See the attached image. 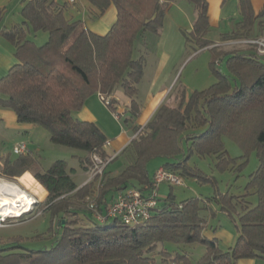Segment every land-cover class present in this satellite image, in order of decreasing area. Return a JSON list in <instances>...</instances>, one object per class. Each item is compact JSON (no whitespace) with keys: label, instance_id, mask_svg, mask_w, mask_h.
Instances as JSON below:
<instances>
[{"label":"trees","instance_id":"1","mask_svg":"<svg viewBox=\"0 0 264 264\" xmlns=\"http://www.w3.org/2000/svg\"><path fill=\"white\" fill-rule=\"evenodd\" d=\"M88 1L100 14L111 5L117 9V20L105 36L95 35L79 22L68 21L53 0L27 1L21 11L24 22L2 30L5 39L16 47L19 63L0 80V106L13 110L18 123L44 128L53 144L85 154L74 158L87 170L93 153L103 159L113 155L104 149L108 138L101 128L75 115L96 94L104 98L105 104L108 102L110 112L118 114L114 96L120 86L128 100L123 124L135 134L121 154L125 168L116 175L109 170L111 163L118 160L117 155L100 183L95 181L79 188L64 160L42 172L33 169L34 159L29 154L14 161L7 159L0 177L17 180L30 172L46 190V213L51 215L50 231L55 241L45 250L0 249V264L193 263L185 252H168L164 248L166 243L204 246L205 254L193 264L264 261V56L256 50L226 52L216 46L207 39L211 29L208 0H185L197 14L193 30L184 33L187 44L210 51V69L217 81L191 95L184 87L175 88L177 105L163 103L141 128L136 124L141 115L137 97L145 59L135 58V45L148 33L161 34L170 5L179 0ZM251 2L240 0L242 20L233 32L222 35L223 41L248 38L260 24L257 23L260 16L255 15ZM27 29L47 33L48 41L36 45L26 38ZM223 62L233 78L217 69V64ZM223 137L242 148L245 153L242 158L256 153L260 163L250 176L246 195L222 198V211L233 219L232 209L229 210L232 200L241 199L246 204L239 218L238 238L228 250H220L216 239L203 237L207 225L201 213L209 209L208 204L215 198H189L176 203L171 194L160 199L148 222L135 227L119 220L100 222L95 212L86 207L87 198H96L98 211L105 215L119 193L127 188L143 191L151 186L155 175H149L148 167L158 158L169 160L163 168L183 179L214 184L215 179L190 166L189 159L195 155L215 156L219 172L229 170L235 160L228 157ZM184 144L188 148L186 154ZM251 191L258 202L250 209ZM80 212L85 213L91 225H84Z\"/></svg>","mask_w":264,"mask_h":264},{"label":"rangeland","instance_id":"2","mask_svg":"<svg viewBox=\"0 0 264 264\" xmlns=\"http://www.w3.org/2000/svg\"><path fill=\"white\" fill-rule=\"evenodd\" d=\"M48 35V34H47ZM151 35V34H149ZM49 36V35H48ZM47 36V37H48ZM152 37V36H151ZM32 40V39H31ZM244 38L235 39L231 43L230 48H226L227 51H239L240 49L256 50L257 47L253 45H247L243 42ZM41 38L34 40L38 45H41ZM47 42V41H46ZM150 50L148 49V56L145 61V68L147 77L152 73L151 71L157 63L159 62V54L157 52V45H151ZM154 47V48H153ZM248 47V48H247ZM173 57L171 66L168 68L171 75V80L166 86L169 85L170 91L175 88L184 87L188 95L193 94L195 91H203L208 89L211 85L216 83V77L213 75L210 69L211 53L208 49L200 50L195 44H187L185 41L182 49L178 50L176 54L173 55L171 49H167ZM147 55V54H146ZM139 56V54H138ZM137 58V53L135 54ZM148 63V64H147ZM217 69L222 73L233 78L232 74L228 71L226 62L217 64ZM147 78L140 84V97L143 98L147 92ZM164 85V86H165ZM119 93L124 95L122 87L119 86ZM175 93L172 92L168 105L175 107L177 105ZM139 97V98H140ZM6 114L4 119V124L0 126V167L1 162H5L6 159H16L19 156L14 154V148L22 143L27 144L29 151H32V157L34 159V165L32 166L34 170L40 169L42 172L47 171L51 165H53L58 160H64L67 164H73V158L75 155H80L81 152L53 144L49 139V133L39 126H36V130L31 133H26L24 131H16L15 129L7 130L6 126L10 129L13 128V110L5 108ZM8 113V114H7ZM124 120V119H123ZM17 120L15 119V122ZM4 127V129H2ZM7 128V127H6ZM1 133H6L5 138H1ZM224 146L228 153L230 159L235 160L233 166L224 172H219L217 165L218 159L215 156L199 157L193 156L189 159V165L200 169L206 175L213 177L215 179L214 184H201L197 183L194 179H184L185 186H172L169 183L162 184L159 189L160 196L164 199L168 198L171 194L175 197V202L180 203L189 198H198L202 200L214 199L208 206L209 209L202 211L201 216L206 220L207 228L203 237H226L228 234H236L237 227L240 226V216L243 214L242 206L246 204L241 201V199L234 198L232 203L229 205V210L232 209L234 214V219L230 218L228 214L222 211L223 201L222 198L231 199L230 197H239L247 194L246 186L250 181V176L258 169L260 163L256 153L250 154L248 158L244 157L245 153L242 148L237 145L233 140L223 137ZM184 153L188 152L187 145L184 144ZM124 160L120 158L114 163H111L110 167L116 169L119 165H122ZM169 160L164 158H158L149 164V171L152 174L160 166H163ZM247 162L245 165H243ZM0 170H2L0 168ZM89 178V177H88ZM3 181H8L17 184L21 189L28 193L33 199L34 204L32 205V211L20 215L18 218H6L5 222H0V249L5 248H15V250H45L53 246L55 241V235L51 230V215L46 213V203L45 198L47 194L40 189L39 193H33V190H37V184L30 189H27L23 185L22 181L16 179H7L0 177ZM26 181H31L29 179H24ZM100 183V182H97ZM98 186V185H97ZM33 191V192H32ZM251 195L248 196L250 209L257 205V196L253 195V191L250 192ZM246 199V198H245ZM37 203V204H36ZM82 208V207H81ZM83 209V208H82ZM87 209V208H86ZM85 209H83L84 211ZM86 212V211H85ZM214 213V215L212 214ZM85 213L80 212V216L84 225H91L92 223L87 220L84 216ZM114 219H109L106 223L113 222ZM210 233V234H209ZM194 259H198L199 252L205 251V247L201 244H195ZM222 250H228V244L226 241H222ZM200 258V257H199Z\"/></svg>","mask_w":264,"mask_h":264},{"label":"crops","instance_id":"3","mask_svg":"<svg viewBox=\"0 0 264 264\" xmlns=\"http://www.w3.org/2000/svg\"><path fill=\"white\" fill-rule=\"evenodd\" d=\"M27 1L30 0H0V80L4 78V76L8 75L13 66L19 63L15 56L16 47L10 41L5 39L1 32L4 28L10 29L24 22L21 11ZM53 1L63 11L65 18L68 21L81 23L86 30L94 33L95 35L105 36L115 24V20H117V9L114 5L107 8L108 10L104 14H100V12L95 9V7L88 0H75L73 3H70L69 0ZM208 2V17L211 29H209L210 32L207 39L216 43V46L220 47L222 50L230 52L227 51L226 48H230L231 43L234 40L223 41L222 35L233 32L236 25L241 22L242 17L239 11L240 0H208ZM251 3L253 5L255 15L257 17L260 16L257 20V23L260 24L256 25L250 37L244 39H264V0H252ZM195 17H197V14L194 6L190 5V3L185 0H179L170 5L169 10L167 11V18L164 27L162 31H160L161 34L155 35L148 33L145 35L143 40H140L137 45H135V54L137 53V58L141 56H144V59L147 58V50H150V41H152L151 45H157V52L159 54V57H157L159 58V62L155 68H153L151 71L152 73H150L148 77L145 72L146 68L143 70L144 74L142 81L147 78V92L142 98L140 97L141 93L139 89V96L137 98L141 106V115L136 123L141 128H144L148 122H150L157 109L163 103L169 102L171 97L170 95L173 91H170L169 85L166 86L164 83L167 82L168 84L171 80V75L169 74L170 70L168 68L171 66L173 56L168 53L169 51L167 49H171L170 51H173V55L176 54L178 50L182 49L185 41L187 42L184 33H190L191 30H193L196 20ZM47 36L48 35L45 32L35 33L32 29H27L26 38H28V40L34 42V40L41 38V45L34 42L38 46H42L46 43V41H48L49 37ZM239 51L249 52L246 48L240 49ZM140 84H142V82ZM140 84L138 85L140 86ZM114 99L118 102V114L110 112L111 110L101 99L100 94H96L92 96L91 99H87L84 108L75 116L81 121L90 122L91 124L95 123L98 125L107 136L106 138H108V141L111 142V146L106 148L105 151H108L110 155H119L118 160L120 158L124 160L122 165H119L116 169L109 167V170L116 175L120 174V172L125 168L126 161L124 156L121 154L124 149L131 144L132 140L135 138V134L129 126L127 127L123 124V119L126 117L125 113L128 109V100L124 95H122V93H119V91L114 96ZM13 113L14 114L12 116L14 126L11 129L9 126H6L7 128L5 127V129L8 131L15 129L18 132L24 131L26 133H31L36 130L35 125L20 124L18 121L15 122V119L17 120V116H15V112ZM5 114V108L0 106V126L4 124ZM2 129H4V127ZM5 135L6 133H1V138H5ZM31 153L33 152L29 151L28 154L32 157ZM84 155L85 154L81 153L80 155L75 156ZM16 159H12L11 161ZM73 159V164H68L69 170H72L71 178L79 188H82L88 180L89 169H83L78 158ZM2 167H4V162H1L0 167L3 170ZM160 168H163V166H160L156 171L152 174L150 173L149 175L154 176ZM2 170H0V175ZM24 179H29L31 181L23 182L25 181ZM17 180L22 181L23 185H25L27 189L32 188L34 183H36L37 190H33L34 192H32L39 193L41 189L45 192V194H47L44 187L37 182V180H35L30 172H26L21 178H17ZM161 200H163L162 197ZM216 236L205 238L210 240L216 239L219 243V247L221 248L220 250H222V241H226L228 248H231L236 243L238 233L228 234L226 237ZM194 245L195 244L178 246L166 243L164 248L167 249L168 252L172 253L185 252L190 256L191 261L195 263L205 254V251H200L198 259H194V250H196ZM238 264H264V261L260 259L240 260V262L238 261Z\"/></svg>","mask_w":264,"mask_h":264},{"label":"built area","instance_id":"4","mask_svg":"<svg viewBox=\"0 0 264 264\" xmlns=\"http://www.w3.org/2000/svg\"><path fill=\"white\" fill-rule=\"evenodd\" d=\"M75 0H69L73 3ZM247 45H253L257 47V54L264 56V39H247L244 40ZM101 99L104 98L100 95ZM108 102H106V105ZM111 142L107 141L104 145V149L109 148ZM29 153L27 144L22 143L14 148L15 155H26ZM117 157L113 155L109 159H103L99 154L93 153L91 155V166L88 171V180L85 185L103 179V176L109 166V163ZM154 180L151 186L146 187L143 191L136 188H127L123 192L119 193L113 203L110 205L107 213L101 214L97 209L96 198H87L86 207L95 212V216L100 222H105L109 219L119 220L124 225L129 227H135L148 222L153 216V213L158 209L160 205L161 196L159 189L162 184L169 183L172 186L184 187V179L179 175L171 172L165 168H160L156 174H154ZM37 204V203H36ZM35 205V204H34ZM33 209V208H32ZM31 209V211H32ZM28 213V212H27ZM26 214V213H24ZM20 217V216H18ZM18 217H0V222H5L6 218H18Z\"/></svg>","mask_w":264,"mask_h":264},{"label":"bare ground","instance_id":"5","mask_svg":"<svg viewBox=\"0 0 264 264\" xmlns=\"http://www.w3.org/2000/svg\"><path fill=\"white\" fill-rule=\"evenodd\" d=\"M34 199L17 184L0 180V217H18L30 212Z\"/></svg>","mask_w":264,"mask_h":264}]
</instances>
